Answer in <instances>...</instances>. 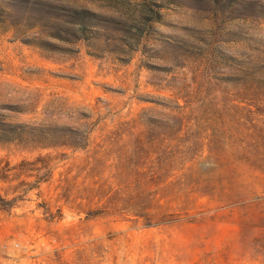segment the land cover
<instances>
[{"label": "rangeland", "instance_id": "rangeland-1", "mask_svg": "<svg viewBox=\"0 0 264 264\" xmlns=\"http://www.w3.org/2000/svg\"><path fill=\"white\" fill-rule=\"evenodd\" d=\"M0 264H264V0H0Z\"/></svg>", "mask_w": 264, "mask_h": 264}]
</instances>
